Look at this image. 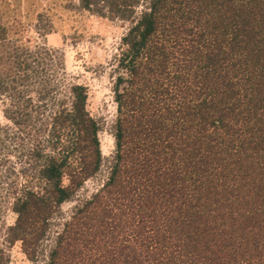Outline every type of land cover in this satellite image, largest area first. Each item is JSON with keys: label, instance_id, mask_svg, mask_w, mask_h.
Returning <instances> with one entry per match:
<instances>
[{"label": "trees", "instance_id": "obj_1", "mask_svg": "<svg viewBox=\"0 0 264 264\" xmlns=\"http://www.w3.org/2000/svg\"><path fill=\"white\" fill-rule=\"evenodd\" d=\"M78 5L126 24L114 149L59 62L3 59L0 264H264V0Z\"/></svg>", "mask_w": 264, "mask_h": 264}, {"label": "rangeland", "instance_id": "obj_2", "mask_svg": "<svg viewBox=\"0 0 264 264\" xmlns=\"http://www.w3.org/2000/svg\"><path fill=\"white\" fill-rule=\"evenodd\" d=\"M125 29L124 22L80 9L78 0H0V63L14 49L47 64L49 71L59 62L60 81L85 87V109L100 125L97 138L104 159L114 149L110 64ZM1 111L0 102V125L5 123ZM94 185L89 181L85 188L90 191ZM13 220L8 213L6 223ZM10 264H27L17 243L10 249Z\"/></svg>", "mask_w": 264, "mask_h": 264}]
</instances>
